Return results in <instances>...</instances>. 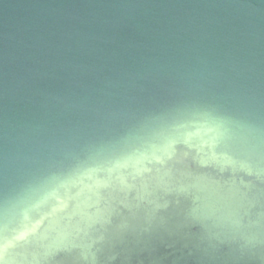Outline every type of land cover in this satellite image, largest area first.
I'll use <instances>...</instances> for the list:
<instances>
[{
  "label": "water",
  "instance_id": "water-1",
  "mask_svg": "<svg viewBox=\"0 0 264 264\" xmlns=\"http://www.w3.org/2000/svg\"><path fill=\"white\" fill-rule=\"evenodd\" d=\"M0 264H264V0H0Z\"/></svg>",
  "mask_w": 264,
  "mask_h": 264
}]
</instances>
